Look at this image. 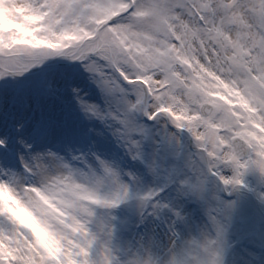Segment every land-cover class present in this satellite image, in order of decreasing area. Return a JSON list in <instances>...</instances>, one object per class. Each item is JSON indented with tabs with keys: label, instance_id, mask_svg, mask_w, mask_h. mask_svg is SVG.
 <instances>
[{
	"label": "snow or ice",
	"instance_id": "1",
	"mask_svg": "<svg viewBox=\"0 0 264 264\" xmlns=\"http://www.w3.org/2000/svg\"><path fill=\"white\" fill-rule=\"evenodd\" d=\"M0 10V264H264V0Z\"/></svg>",
	"mask_w": 264,
	"mask_h": 264
},
{
	"label": "rangeland",
	"instance_id": "2",
	"mask_svg": "<svg viewBox=\"0 0 264 264\" xmlns=\"http://www.w3.org/2000/svg\"><path fill=\"white\" fill-rule=\"evenodd\" d=\"M3 15H4L3 11L0 10V20L3 19ZM168 127L174 128V126L171 124H169ZM180 142L185 152L196 150L195 145L193 144L192 139L189 136L187 135L181 136ZM117 149L120 152L123 151L122 149H119V146H117ZM145 151L146 152L150 151V149L146 148ZM176 162H177V157L169 156L165 163H166V166H171L172 164ZM129 170H134V169H129ZM246 180H247L248 187L243 190V195L251 197L253 200H255L257 193L260 191H264V185L259 183L257 175L252 172L248 174V176L246 177ZM120 207L123 208L124 205H121ZM191 207L196 209V212L192 216V224H193V227L196 229V232H198L200 229H207L209 227V221H208L207 213L205 211V206L202 203H199L197 201H192ZM233 247L237 248V254L235 256V259L237 260V264H243L244 255L242 251L238 248L235 242L233 243Z\"/></svg>",
	"mask_w": 264,
	"mask_h": 264
}]
</instances>
